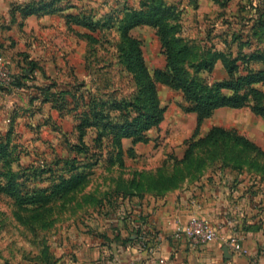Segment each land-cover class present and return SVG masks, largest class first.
I'll return each instance as SVG.
<instances>
[{
  "label": "rangeland",
  "instance_id": "obj_1",
  "mask_svg": "<svg viewBox=\"0 0 264 264\" xmlns=\"http://www.w3.org/2000/svg\"><path fill=\"white\" fill-rule=\"evenodd\" d=\"M43 2L48 5L40 6ZM250 3L0 0V56L13 77L10 83L0 79V264H51L54 251L68 246L80 231L93 230L97 217L113 214L119 203L156 196L183 177L197 181L199 171L244 183L258 205L264 156L220 142L197 148L183 160L189 144L213 126L234 130L264 150V119L251 110L252 101L215 110L194 137L191 104L181 90L157 83L163 119L145 133L144 142L123 139L121 155L108 126L123 120L117 111L109 112L113 120L103 122L105 129L85 127L80 137L77 127L92 107L106 102V108L135 93L132 75L120 62L118 28L126 14L146 19L129 34L140 41L150 72L166 64L160 35L151 24L156 11L177 25V37L190 52L188 74L211 86L264 69V62L250 57L264 48V28H258ZM163 7L169 9L165 15ZM214 53L222 55L214 59ZM251 86L264 94V83ZM73 175L79 176L77 187L52 192ZM38 195L47 201H29Z\"/></svg>",
  "mask_w": 264,
  "mask_h": 264
},
{
  "label": "crops",
  "instance_id": "obj_2",
  "mask_svg": "<svg viewBox=\"0 0 264 264\" xmlns=\"http://www.w3.org/2000/svg\"><path fill=\"white\" fill-rule=\"evenodd\" d=\"M256 198L245 192L244 183L234 185L219 172L206 174L163 196L119 203L113 214L97 217L93 230L80 231L54 251L51 264H264V182H258V205ZM191 214L213 224L215 241L192 246L173 238L175 221ZM231 220L246 255L225 245L234 230Z\"/></svg>",
  "mask_w": 264,
  "mask_h": 264
},
{
  "label": "trees",
  "instance_id": "obj_3",
  "mask_svg": "<svg viewBox=\"0 0 264 264\" xmlns=\"http://www.w3.org/2000/svg\"><path fill=\"white\" fill-rule=\"evenodd\" d=\"M45 4L47 3L43 2L39 5L43 6ZM249 8L258 15L256 18L258 28H264V0H260L255 4L250 3ZM168 10L167 7H163L161 9L162 15H165ZM144 22H146V19L141 14L129 13L125 15L122 24L118 28L120 62L125 70L132 75L135 93L128 99H115L106 108L104 107L106 102L101 103L98 109L92 107L77 126L80 130V137L84 135L85 127H99L101 125L105 129L106 123L103 122L107 119L113 120L109 112L117 111L121 114L123 120L115 121L114 124L110 123L108 126H110L109 133L112 136V142L118 149V155L122 153L123 139H131L134 144L144 142L146 140L145 133L149 129L158 126L164 115V107L161 106L157 94V83L181 90L186 100L191 104L188 111L196 113L194 137L197 135L202 122L209 118L215 110L222 107L240 108L247 102L252 101L251 110L264 119V94L251 86L257 82L264 83V69L248 76L238 77L235 81L216 83L211 86L206 85L201 80L191 77L187 72L186 65L189 61L190 52L177 37V25L166 23L163 18L157 17L155 11L152 13L151 24L157 28L160 35L166 64L164 70L156 69L150 72L143 61L140 41L129 34L130 29ZM221 55V53H214L213 58L216 59ZM250 57L264 62V48L258 50V53L250 55ZM224 89L229 90L231 94H225ZM220 142H228L233 147H239L240 151L264 156V150L246 137L234 130L213 126L203 138H198L189 144L183 160L188 159L197 148L215 145ZM201 176L202 174L199 171L193 180H198ZM188 181L187 177H183L181 182H172L171 185L161 190L158 188L159 191L155 195L163 196L166 192L177 189ZM78 184L79 176L73 175L61 180L52 192L54 194L57 192L65 194L77 187ZM29 201L44 203L47 201V197L38 195L32 197Z\"/></svg>",
  "mask_w": 264,
  "mask_h": 264
},
{
  "label": "built area",
  "instance_id": "obj_4",
  "mask_svg": "<svg viewBox=\"0 0 264 264\" xmlns=\"http://www.w3.org/2000/svg\"><path fill=\"white\" fill-rule=\"evenodd\" d=\"M0 79L4 83H10L13 79L9 67L6 65L4 59L0 56ZM234 230L232 233L226 237L225 245L233 253L237 255H246L248 253L247 249L242 245L240 236L237 232L236 222L234 220L230 221ZM236 227V229H235ZM172 236L176 240H185L192 246L204 245L211 243L216 240L217 232L213 224L206 218L191 214L184 221H175ZM139 243V246H142ZM132 264V263H128Z\"/></svg>",
  "mask_w": 264,
  "mask_h": 264
}]
</instances>
